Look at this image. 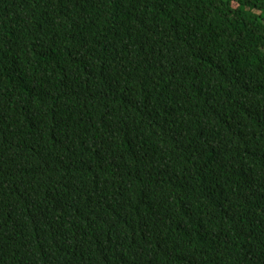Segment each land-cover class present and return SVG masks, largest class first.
Masks as SVG:
<instances>
[{
	"label": "trees",
	"instance_id": "1",
	"mask_svg": "<svg viewBox=\"0 0 264 264\" xmlns=\"http://www.w3.org/2000/svg\"><path fill=\"white\" fill-rule=\"evenodd\" d=\"M0 264H264V0H0Z\"/></svg>",
	"mask_w": 264,
	"mask_h": 264
}]
</instances>
